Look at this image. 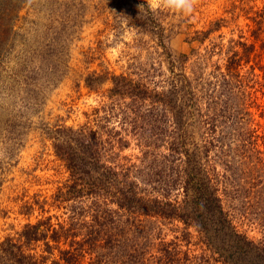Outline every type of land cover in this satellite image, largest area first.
<instances>
[{
	"label": "trees",
	"instance_id": "trees-1",
	"mask_svg": "<svg viewBox=\"0 0 264 264\" xmlns=\"http://www.w3.org/2000/svg\"><path fill=\"white\" fill-rule=\"evenodd\" d=\"M250 22L249 37L212 43L204 55L192 49L189 68V56L170 59L160 88L124 75L88 76L90 91L110 84L102 96L111 105L99 120L116 118L120 130L53 128L49 137L67 182L49 204L37 202L36 223L0 240V264H264V244L238 231L222 198L228 183L244 189L263 209L257 220L264 227V125L250 111L257 106L250 86L256 69L264 79V5ZM140 24L138 30L157 32L166 51L160 24ZM221 27L214 22L189 45L202 46ZM3 129L8 138L17 132ZM130 142L140 150L138 163L121 156ZM46 206L63 209L65 219L45 217ZM160 221L181 224L182 237L194 231L208 257L181 251L178 238H160Z\"/></svg>",
	"mask_w": 264,
	"mask_h": 264
},
{
	"label": "rangeland",
	"instance_id": "rangeland-1",
	"mask_svg": "<svg viewBox=\"0 0 264 264\" xmlns=\"http://www.w3.org/2000/svg\"><path fill=\"white\" fill-rule=\"evenodd\" d=\"M263 5L264 0H198L195 11L185 17L163 8L153 10L148 0H0V240L36 223L42 217L37 202L49 204L67 182L68 173L49 137L54 127L87 125L102 133L113 126L120 130L116 118L109 123L99 120L111 105L102 96L110 84L90 91L85 84L88 76L124 75L160 88L169 76L170 59L189 56L185 65L189 68L195 60L192 49L199 48L204 55V48L212 43L249 37L250 18ZM148 18L160 24L166 51L157 46V32L136 28V23ZM219 20L222 27L202 46L189 45ZM217 59L214 56L211 63ZM255 75L256 83L250 86L256 91L258 107L250 111L254 123L262 126L264 79L258 69ZM10 126L17 128L14 138L3 129ZM263 131L259 129L260 134ZM121 156L138 163L141 154L130 142ZM243 190L226 184L223 206L240 233L264 244V227L257 220L263 209L253 206L255 198ZM46 210L45 217L59 221L66 217L63 209L46 206ZM156 227L165 241L178 238L181 251L208 257L194 231L182 237L179 223L160 221Z\"/></svg>",
	"mask_w": 264,
	"mask_h": 264
},
{
	"label": "clouds",
	"instance_id": "clouds-1",
	"mask_svg": "<svg viewBox=\"0 0 264 264\" xmlns=\"http://www.w3.org/2000/svg\"><path fill=\"white\" fill-rule=\"evenodd\" d=\"M149 7L153 10L161 8L176 16H190L198 4V0H148ZM144 6L141 5L140 8Z\"/></svg>",
	"mask_w": 264,
	"mask_h": 264
}]
</instances>
